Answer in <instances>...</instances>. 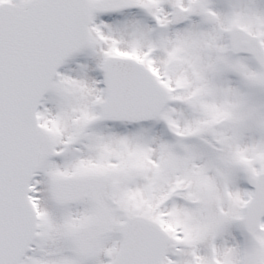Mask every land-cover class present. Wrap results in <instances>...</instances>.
<instances>
[{"label":"snow or ice","instance_id":"obj_1","mask_svg":"<svg viewBox=\"0 0 264 264\" xmlns=\"http://www.w3.org/2000/svg\"><path fill=\"white\" fill-rule=\"evenodd\" d=\"M0 264H264V0H0Z\"/></svg>","mask_w":264,"mask_h":264}]
</instances>
